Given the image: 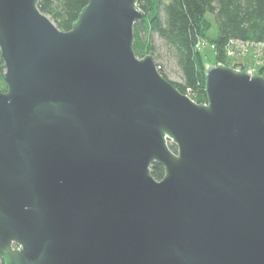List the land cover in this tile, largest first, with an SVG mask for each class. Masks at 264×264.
<instances>
[{"label": "water", "instance_id": "1", "mask_svg": "<svg viewBox=\"0 0 264 264\" xmlns=\"http://www.w3.org/2000/svg\"><path fill=\"white\" fill-rule=\"evenodd\" d=\"M39 1L0 0V263L264 264V76L211 64L198 103L135 52L138 0L68 31Z\"/></svg>", "mask_w": 264, "mask_h": 264}, {"label": "trees", "instance_id": "2", "mask_svg": "<svg viewBox=\"0 0 264 264\" xmlns=\"http://www.w3.org/2000/svg\"><path fill=\"white\" fill-rule=\"evenodd\" d=\"M38 4L56 25L68 31L89 0H40ZM137 5L144 16L134 27L135 52L140 57L151 53L154 58L153 38L161 39L165 55L178 66L183 81H172L162 63L156 62L160 72L198 103L208 99L205 82L208 68L200 50L203 40L212 42L217 64L229 66L227 53L232 41L247 43L251 49L264 44V0H138ZM213 26L216 33L209 37ZM5 68L0 49V76L6 90ZM259 69L264 76V64ZM170 147L177 150L173 143ZM151 171L157 179L165 174L164 166L158 163L152 165Z\"/></svg>", "mask_w": 264, "mask_h": 264}, {"label": "rangeland", "instance_id": "3", "mask_svg": "<svg viewBox=\"0 0 264 264\" xmlns=\"http://www.w3.org/2000/svg\"><path fill=\"white\" fill-rule=\"evenodd\" d=\"M215 33H216V28H214L213 26L212 29L209 31V37L214 36ZM153 42L155 43L156 46V51H155L156 53L154 54L155 63L156 62L162 63L165 72L169 74V77L172 81L178 83L182 82L183 81L182 73L180 72L178 66L175 64V62H173V60H170V58H168V56L165 55L163 49V41H161V39L155 36L153 38ZM231 47L233 51L231 53H227L231 66L237 65L236 68L239 69H242L240 66H244L245 68L243 69L254 73V72H258L260 70L259 68L264 64V49L263 51H257L255 48L251 49L245 45L242 46L231 45ZM200 50H202L203 52L204 60L206 61L207 68H209L211 64H217L216 60L214 59L215 50L213 49V45L210 39L209 40L205 39L201 42ZM0 91H5V85L1 79V76H0Z\"/></svg>", "mask_w": 264, "mask_h": 264}, {"label": "built area", "instance_id": "4", "mask_svg": "<svg viewBox=\"0 0 264 264\" xmlns=\"http://www.w3.org/2000/svg\"><path fill=\"white\" fill-rule=\"evenodd\" d=\"M235 45H239V46H242V45H245V46H247L248 48H252V47H250L247 43H241V42H234V41H232V46H235ZM253 45H255V44H253ZM246 47V48H247ZM254 48V47H253ZM264 48V44H258V45H256V47H255V49L257 50V51H262V49ZM233 51V49H232V47L230 48V50H229V53H231Z\"/></svg>", "mask_w": 264, "mask_h": 264}]
</instances>
